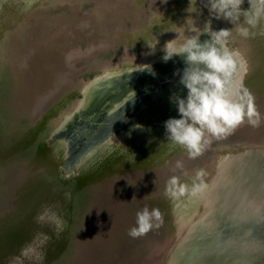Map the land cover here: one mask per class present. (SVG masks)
<instances>
[{
  "label": "bare ground",
  "instance_id": "6f19581e",
  "mask_svg": "<svg viewBox=\"0 0 264 264\" xmlns=\"http://www.w3.org/2000/svg\"><path fill=\"white\" fill-rule=\"evenodd\" d=\"M198 1L207 6L209 4V0H195L194 3L193 0L186 3L181 0H148L153 11L141 22L137 18L143 0H129L128 11L134 19L130 34L144 37L151 47H156L155 51L149 47L142 56H138L135 51L126 49L119 56L100 63L97 68L101 69V73L95 79L76 84L83 93L81 99L70 100L71 104L64 107L60 103L64 98H60L65 90L58 92L57 103L53 102L58 108L56 117L46 120L41 109L34 112L29 125L22 124L24 132L28 131V126L34 132L33 138L24 146L31 153L37 149L46 153L42 149V141L49 137L55 140L53 152L48 155L50 160L45 166L50 171L45 191L50 193L64 178L73 176L78 180L72 187L60 185L58 195L63 201L58 198V204L45 213V216L62 221L64 237L73 258L90 251L89 238L79 234L78 230L94 229L97 224L93 220L98 211L106 210L108 206L98 198V194L109 192L113 182L120 183L127 177L136 179L133 174L125 173L129 169L147 175L156 166L170 165L178 156L185 158L187 150L167 140L165 122L170 118H181L172 98H186L187 89L179 83L186 65L179 56L164 62L162 49L167 42L176 39L178 33L183 34L193 27L201 30L205 27L197 19ZM48 2L54 6L67 2L76 9L82 0H0V92L3 96L6 94L7 102L2 99L3 104L16 120H21L24 97L17 91L8 94L9 85L2 79L6 65L12 76L18 79L22 73L26 74L27 61L37 58L42 51L56 49L60 54L67 53V57L78 54L82 50L77 48L76 39L88 32L85 30L87 26L95 29L107 16L116 27L110 28L104 39H98V45L128 36L124 25L127 19L126 0H99L92 14L81 18L70 15L58 17L59 29L55 33L49 34L46 25L40 31L30 29L28 17L39 15ZM175 3L181 6L182 20L153 42L149 36L150 25L161 20L163 15L166 19L167 10ZM224 21L225 28L233 30L232 36L239 45L235 50L240 51L247 62L248 71L242 73L243 85L251 92L256 82L263 80L258 72L249 73L247 37L240 36L234 30L235 25ZM51 23L52 20H49L47 25ZM26 29L27 42H21V35ZM185 34L195 35L190 31ZM209 38L207 34L200 35L201 42ZM143 65L151 66L155 75L138 71ZM45 84L44 78L38 79L35 91L44 90ZM135 125L142 128H135ZM3 129L11 131L8 123H4ZM261 143L256 146L248 143L250 147L236 149L218 147L212 160L206 162L202 169L204 176L201 181H197L205 185L204 191L195 197L190 194L171 196L176 216L173 221L175 228L167 244L157 255L149 256L146 264H264V143ZM61 159L67 176H62L59 171ZM28 162L30 170L40 166L34 160ZM199 170L191 169L180 177L178 175L180 182L191 188ZM121 171L126 175L120 176ZM220 204L227 206L229 211L221 213L217 207ZM215 214L214 221H207ZM201 221H207V225L201 224ZM208 229L213 233H209ZM22 235L24 239L14 244L32 242L26 231ZM58 236L61 237L60 234ZM49 243L42 256L43 264L50 252H55Z\"/></svg>",
  "mask_w": 264,
  "mask_h": 264
},
{
  "label": "rangeland",
  "instance_id": "374dc122",
  "mask_svg": "<svg viewBox=\"0 0 264 264\" xmlns=\"http://www.w3.org/2000/svg\"><path fill=\"white\" fill-rule=\"evenodd\" d=\"M98 1L99 0H82L81 5L76 9L71 8L67 2L55 6L48 2L47 7L41 8L39 15L33 14L28 17L27 24L30 29L36 31L42 30L43 26L46 25L49 34L55 33L59 29L58 17L66 18L70 15L72 18H81L85 15L92 14L96 9ZM102 1L104 2V0ZM181 1L184 3L188 2V0ZM124 7L127 12V19L124 25L126 34L128 35L124 37V39H117V41L106 42L102 45L97 44V40L100 38L104 39L105 34L110 31V28L114 29L116 27L115 23H110L107 16L95 29H91L87 26L85 30L88 32L81 35L78 39H76L77 37L75 38L77 40V48L81 49L82 52L67 57V53L65 55L60 54L56 49L54 51L52 49L49 51L45 50V52L42 51L41 54L37 55V58H31L27 61V72L26 74L22 73L18 79L13 77L11 72L8 71V65H6L7 67L4 69L2 79L9 85V87H7L8 94L17 91L23 95L24 101L20 109L21 120H16L3 104V100L5 103L7 102L6 94L3 96L0 92V264H30L31 262L43 264V261H41L42 256L44 255L46 245L50 241L49 245L55 252H50L46 257L45 264H103L102 261L105 260L103 255L108 257V259H112V253L109 252V254H107L108 252L106 250L109 244L113 243L114 235L110 229L116 232L130 226L136 221V213L145 207V201L128 200L129 197L141 193V186L139 183H136V180L141 177V173L137 170L129 169L125 173L133 174L136 179L130 180L127 177L120 183L113 182L109 192L98 194V198L108 205L106 210L98 211L96 218L93 220V223L97 224L94 229L97 228L99 231H94V229L88 231L83 229L78 230L79 234L89 238L90 251L83 252L85 255L77 254L76 257L73 258L64 237L65 231L62 221L59 220V222L52 216H45V213L48 209L54 208V204H58V198L62 200L61 195L59 194L60 197L58 195L60 185L72 187L78 183V180L73 176L72 178H64L62 181L63 183L61 182V184L53 188L50 193H47L45 189L48 186L49 180L47 176L50 171L45 166L50 160L48 155L53 152L52 147L54 146L55 140L49 137L50 140L46 139L42 141V149L46 153L39 149L31 153L32 151L30 149L24 147L25 144L33 138L32 133L34 132L31 126H28V131L24 132L22 124L29 125L30 119L35 114L34 112H40L41 109V113L46 120L51 117H56L58 115V108L54 106L53 102L59 96L58 92L65 90L60 98L61 100L64 99L60 103L62 106L67 107L71 104L70 100H77L83 97L76 84L82 81L86 82L90 79H95L97 74L101 73V69L97 68L100 63L119 56L124 53L126 49L135 51L138 56H142L144 51L149 49L150 42L145 40L144 37H135L130 34L134 19L128 11L130 7L129 0H126ZM250 8L251 5L248 0H244V3L241 5V10L249 11ZM152 11L148 0H143L142 10L137 20L142 22L151 15ZM167 14L168 17L166 19H163V15L161 20L150 25L149 36L153 42L162 35L167 34L174 26L173 24L182 20L183 17L181 6L178 3L172 4L167 10ZM196 14L202 26L211 22V27L214 31L226 29L224 19H217L213 16L210 8L201 1L197 3ZM244 19L245 18L241 16L239 23L243 24ZM49 20H52V23L47 25ZM243 27L249 30V35L246 40L251 66L249 73L258 72L263 80L262 82L257 81L251 91L255 97L257 110L261 113L260 126L252 127L245 122L226 138L212 140V142L205 147V150L200 156L190 158L188 152L184 154V159H180L182 157L178 156V161L172 164L176 165L179 162L182 164V167L180 169L176 168L168 179H161L158 175L157 184H161L163 180L166 183L172 176L178 177L179 175L180 177V174L191 169L202 170L206 162L212 160L218 147L236 149L249 146V144L253 143V145L256 146L262 144V141L264 143V19H261L255 27L247 24H244ZM27 35L28 30L26 29L21 35V42H27ZM238 46V43L233 36H231L229 47L236 49ZM40 78L45 79V88L44 90L36 92V81ZM64 85H66V87L62 89ZM55 101L56 104L57 100ZM4 123H8L11 129L10 132L3 129ZM239 131H242V133H239ZM30 159L38 162L40 165L38 169L30 170L31 165L28 162ZM63 165L64 163L61 159L59 171L62 176H67L68 173ZM72 170H75V168ZM123 172L124 171H121L120 176L126 175L122 174ZM142 179L143 178L140 180L142 181ZM143 187V189L148 190L149 183L144 182ZM165 195L168 208H166V213L170 218L172 227L171 237L173 229L175 228V222L173 221L176 217L173 214L174 201L171 195L167 193V190ZM96 198L95 196L94 200H96ZM223 201L225 202L226 199L224 198ZM124 202H126V206L123 205ZM149 203L153 204L154 202ZM63 206L64 204L61 209H63ZM69 206L70 202L68 203V207ZM217 207L221 213L229 211L228 207L222 204ZM214 216H216V214L208 218L207 221H214ZM115 217H117V219ZM122 220H124V222H121ZM207 221H201V224L207 225ZM156 223H160V226L158 228L154 227L144 236L152 240H145V238L143 239L142 237L134 239L128 235L129 229H127L122 237L129 238V240L127 239V243L121 245L120 249H125L136 244H139L138 246L145 244L146 248L142 253L143 255L146 254V256L141 258L140 264H146L149 256L157 255L158 251L162 250V246L164 247L166 245L160 244L164 242L170 229L168 218L165 216H162V223ZM24 231L27 232L32 242L29 243L28 241H24L21 244H14L17 240L24 239L22 235ZM208 231L209 233L212 232L211 229H208ZM59 234L61 235L60 238H58ZM24 254L26 256H24ZM234 262L236 263V261Z\"/></svg>",
  "mask_w": 264,
  "mask_h": 264
},
{
  "label": "clouds",
  "instance_id": "9594fccd",
  "mask_svg": "<svg viewBox=\"0 0 264 264\" xmlns=\"http://www.w3.org/2000/svg\"><path fill=\"white\" fill-rule=\"evenodd\" d=\"M248 2L251 5L249 11L241 10L244 0H209L208 6L217 19L231 22L240 36L247 37L249 30L243 25L255 27L264 19V0ZM241 16L245 18L243 24L239 23ZM186 31L195 35H186ZM186 31L178 33L177 38L167 42L162 49L164 62L176 56L184 61L186 67L179 83L187 89L186 98H172L181 118L168 119L165 129L168 141L184 147L190 158H196L213 139L226 138L245 122L259 127L261 113L257 110L254 95L243 85L242 73L248 71L247 62L240 51L229 47L233 30L214 31L209 22L202 30L193 27ZM201 34H207L210 38L201 42ZM149 47L153 52L156 49ZM138 71L155 75L149 65L141 66ZM132 93L135 97V92ZM135 128L142 126L135 125ZM181 167L182 164L178 162L176 168ZM203 176L204 172L198 171L191 188L182 184L179 177L172 176L167 182V193L172 197L185 194L195 197L204 191L205 185L197 182ZM156 222L162 223L160 210L145 206L136 213L135 226L129 229L128 235L134 239L144 236L160 226Z\"/></svg>",
  "mask_w": 264,
  "mask_h": 264
},
{
  "label": "water",
  "instance_id": "95a60500",
  "mask_svg": "<svg viewBox=\"0 0 264 264\" xmlns=\"http://www.w3.org/2000/svg\"><path fill=\"white\" fill-rule=\"evenodd\" d=\"M81 94L83 95L82 92H81ZM232 133H234V131ZM213 141H214V139H213ZM175 162H177L176 158L174 159L173 164ZM173 164L172 163L170 165H168V164L162 165L161 164L154 171H152L151 174L147 173L146 176H145V174L144 175L142 174L141 177H139L136 180L137 181L136 183H139L141 186V188H140L141 193H139L138 195H135L133 197L128 198V200L145 201V203H146L145 206L158 208L160 210L162 216H165L166 218H168V222L170 224V229H169V232L167 233V236H166L164 242H162V244H160V243L155 241L156 243H158L160 245L167 244L168 239L171 235L172 227H171L170 218L168 217V214L166 213L167 199H166L165 193L167 190L168 180L166 183L163 180V182H161V184H159V183L157 184V177L159 175L161 177V179H164V178L168 179V177L170 175H172L171 173L176 169V165H173ZM141 178H143L142 181L140 180ZM144 182L149 183V187L147 188L148 190L143 189L144 188L143 187ZM133 198H135V199H133ZM119 200H120V197H119ZM149 202H151V203L154 202L156 204H154V203L150 204ZM125 204H126V202L123 203L124 206H126ZM150 207H149V209H152ZM115 218L117 219V217H115ZM121 222H124V220H122ZM133 225H135V222L132 223L130 226L125 227V228L121 229L120 231L118 230L116 232H113V230L110 229V231H112V234L114 235L113 236V243L109 244V246L107 247L106 250L108 252L107 254H109V252L112 253V259H108V257L103 255V258H105V260L102 261L103 264H140L141 263L140 262L141 258L146 256V254L143 255V253H142L143 250L146 248L145 244H141L140 246H138L139 244L138 245L136 244L134 246L127 247L125 249H120L121 248L120 246L125 245L127 243V239L129 240V238L122 237L124 232L127 229H130L131 227H133ZM94 231H99V230H97V228H95ZM144 236H141V237L144 239L145 238ZM121 238H124V239H121ZM145 240H152V239L147 237V238H145ZM162 248H163V246H162ZM24 256H26V255L24 254Z\"/></svg>",
  "mask_w": 264,
  "mask_h": 264
}]
</instances>
